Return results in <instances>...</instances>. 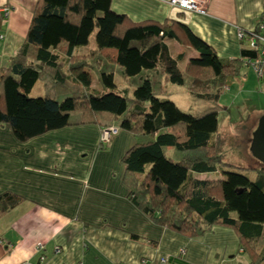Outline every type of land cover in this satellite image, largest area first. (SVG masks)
Listing matches in <instances>:
<instances>
[{"label": "trees", "instance_id": "1", "mask_svg": "<svg viewBox=\"0 0 264 264\" xmlns=\"http://www.w3.org/2000/svg\"><path fill=\"white\" fill-rule=\"evenodd\" d=\"M92 32L94 48L71 55ZM169 39L198 57L180 68L181 55H170ZM254 56L247 48L240 58L220 60L185 24L133 22L112 11L110 0H36L22 45L0 70V125L21 142L80 125L131 133L135 142L122 158V181L140 210L190 237L214 226L231 228L248 264H264V163L223 161L217 136V114L226 109L219 97L244 58ZM114 74L126 85L118 87ZM38 81L42 95L30 97ZM166 81L187 90L197 104L193 113L169 99ZM108 143L100 140L99 148ZM20 201L1 194L0 214Z\"/></svg>", "mask_w": 264, "mask_h": 264}, {"label": "crops", "instance_id": "2", "mask_svg": "<svg viewBox=\"0 0 264 264\" xmlns=\"http://www.w3.org/2000/svg\"><path fill=\"white\" fill-rule=\"evenodd\" d=\"M35 3L0 0V70L22 45ZM263 3L207 0L203 14L181 10L168 0H110V8L133 22L185 24L217 58L229 60L248 48V39H238L237 31L246 34L255 28ZM166 45L172 57L181 55L180 68L198 57L174 39ZM93 48H73L71 55ZM59 54L67 62L66 51ZM224 90L232 92V104L242 98L237 110L245 119L236 124L241 148L249 153L251 133L264 115V77L256 78L243 65ZM101 132L95 125L69 126L21 142L8 126L0 125V195L21 198L0 214V264H248L233 229L214 226L190 237L157 224L140 210L122 181V158L135 139L119 129L100 149ZM254 161L243 167L258 166Z\"/></svg>", "mask_w": 264, "mask_h": 264}, {"label": "rangeland", "instance_id": "3", "mask_svg": "<svg viewBox=\"0 0 264 264\" xmlns=\"http://www.w3.org/2000/svg\"><path fill=\"white\" fill-rule=\"evenodd\" d=\"M92 32L88 38L89 47L93 46L94 38ZM255 76V74H254ZM256 77V76H255ZM257 78V77H256ZM114 82L118 87L123 86L125 83L116 75L114 76ZM233 81H228L227 85L231 84ZM126 85V84H125ZM167 89L171 92L169 99L173 101L177 107L183 112L193 113L195 106L197 105L193 99L190 98L187 90L180 85L165 82ZM96 78L93 75L92 87L96 88ZM42 95V86L38 81L35 83L31 89L29 96L36 97ZM232 92L223 91L219 97L218 103L224 105L227 109L224 111H219L217 114V136L219 139V152L221 154L222 160L225 162H230L236 166H247L249 164H256L252 155L248 152H244L241 148L242 136L238 130L237 122L241 119H245L243 114H239L237 106L241 104L242 98L234 101L232 104ZM241 99V100H240ZM264 166V165H263ZM243 173L247 174L249 178L253 177V173H248L241 170ZM211 176V175H210ZM218 177V175H216Z\"/></svg>", "mask_w": 264, "mask_h": 264}, {"label": "built area", "instance_id": "4", "mask_svg": "<svg viewBox=\"0 0 264 264\" xmlns=\"http://www.w3.org/2000/svg\"><path fill=\"white\" fill-rule=\"evenodd\" d=\"M206 2L207 0H168L170 5L181 10L199 12L202 14L206 12ZM237 37L240 40L244 38L248 39V49L254 51L255 56L253 58L245 57L244 64L252 69L258 79H262L264 77V3L256 23V28L246 34L238 30ZM116 132L117 129L113 127L104 129L101 132L100 140L108 142L110 137L116 134ZM56 252H58V250H56ZM180 253H183L182 249Z\"/></svg>", "mask_w": 264, "mask_h": 264}, {"label": "water", "instance_id": "5", "mask_svg": "<svg viewBox=\"0 0 264 264\" xmlns=\"http://www.w3.org/2000/svg\"><path fill=\"white\" fill-rule=\"evenodd\" d=\"M248 150L253 158L264 163V115L260 116L251 133Z\"/></svg>", "mask_w": 264, "mask_h": 264}]
</instances>
